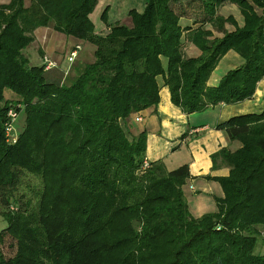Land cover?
<instances>
[{
  "label": "trees",
  "instance_id": "1",
  "mask_svg": "<svg viewBox=\"0 0 264 264\" xmlns=\"http://www.w3.org/2000/svg\"><path fill=\"white\" fill-rule=\"evenodd\" d=\"M177 1L190 3L144 0L127 10L129 24L107 22L105 7L98 30L96 0L0 3V242H15L10 257L0 247V264H264L255 251L264 233V108L214 125L239 146L211 154L228 173L213 177L223 192L216 210L198 217L182 191L188 166L147 161L146 133H133L141 111L155 112L161 85L188 115L251 98L264 76V0H193L205 14L195 27L182 26ZM225 3L237 6L240 26L215 15ZM38 27L92 45V60L30 64L22 51ZM185 41L195 55L183 52ZM229 50L242 62L208 85ZM31 178L29 190L40 187L34 204L14 193Z\"/></svg>",
  "mask_w": 264,
  "mask_h": 264
},
{
  "label": "crops",
  "instance_id": "2",
  "mask_svg": "<svg viewBox=\"0 0 264 264\" xmlns=\"http://www.w3.org/2000/svg\"><path fill=\"white\" fill-rule=\"evenodd\" d=\"M8 1L0 0V3ZM185 10V16L180 19L182 26L195 27L197 22L194 21V18L199 20L203 12L197 9L196 13L199 17L192 14L194 17L190 18L187 8ZM125 20L128 22L127 16ZM46 28L48 37L40 41L42 49L38 43L36 46H32L30 50L33 54L36 53V49H41L44 51L43 54L60 60L61 67H64L68 51L73 46L79 45L73 67L92 60V45L70 36H64L50 27ZM42 29L45 28L38 27L33 31L35 37L31 45L39 39ZM56 40L58 42L67 40L68 44L61 47ZM183 52L187 56H193L197 53L195 47L188 41L183 43ZM38 58L40 62L41 56ZM241 62L237 53L232 50L227 51L210 73L207 84L215 85L227 70L238 66ZM263 79L264 76L257 83L255 91L249 99L235 104L219 103L188 115L182 113L178 107L170 102L167 87L161 85L155 112L149 110L140 112L143 121L134 124L133 133L138 131H145L146 133L145 159L147 161L160 159L167 170L182 164L188 166L189 177L185 180L182 191L192 216L198 217L204 213L215 211L214 198L223 195L219 183L213 177L225 176L228 173V168L219 160L213 163L211 154L222 147L233 150L239 146L237 141L229 140L224 132L216 129L214 125L232 116L261 112L264 108ZM158 81L161 82V80Z\"/></svg>",
  "mask_w": 264,
  "mask_h": 264
},
{
  "label": "rangeland",
  "instance_id": "3",
  "mask_svg": "<svg viewBox=\"0 0 264 264\" xmlns=\"http://www.w3.org/2000/svg\"><path fill=\"white\" fill-rule=\"evenodd\" d=\"M29 0H25V4H28ZM188 1V0H187ZM184 3H180L179 1L175 2L173 7L177 10V8H183L185 9ZM193 3V0H190L189 4H186L188 6H186L187 8V13L190 15V18L197 16L199 17V15L196 13V8H191V5ZM144 4V0H96V5L94 8L93 13H91L90 18L92 20V22L94 23V27L96 30L100 29L102 26H104V23L102 20H100V14L102 12V10L107 7V12H106V20L107 22H113L116 19L121 20L120 22L125 23V24H129V22H126L125 17L127 16V10L131 9V8H135L137 10H140L142 8ZM198 3L197 1H195L194 6H197ZM201 10V9H200ZM194 16H193V15ZM215 15H219L221 17H227L228 15H232L235 19V21L237 22V24L240 26L242 24V17L239 13V10L237 8V6L235 4L232 3H225L222 4L221 6H218L216 11H215ZM205 14H203L202 17H204ZM225 28L226 29H231V25L228 23H225ZM45 29H42L41 34L39 36V39H37V41L31 45V43L34 40L35 35L33 34V40L32 42L27 45V47H25V49L22 51V53L24 54V56L28 57L29 63L30 64H38L39 62V56H43L44 51H42V46H41V40L45 39L46 37H48V31H46V27H44ZM55 40V39H54ZM56 42H58V40H56ZM38 43V46L41 47V49H36V53H32V51L30 49H32V46H36ZM68 44V41H59L58 45L61 47H64ZM79 50V49H78ZM77 50V53H78ZM69 53V51H68ZM67 53V55H68ZM77 53L75 55V57L73 58V60L76 58ZM44 55H48V54H44ZM66 55V56H67ZM49 56V55H48ZM51 57V56H49ZM52 59L56 60L57 63H60V60H57L53 57H51ZM72 60V61H73ZM72 61L70 63H72ZM82 61H84L82 59ZM83 63V62H82ZM73 76V73L69 71L68 73V78ZM4 94H11V92L9 91H4ZM22 120H23V116L22 114H19L18 118H17V125L13 126L14 131L16 133V131H18V129L22 126ZM32 180H28L27 182L23 181L21 182L17 188L15 189L14 193L17 196V194L19 193H23V199L26 200L28 198H30V202L31 204H34L36 201V197L32 194V192L34 194L37 195V197L39 196L40 193V187H31V190H29V186H31L32 184L37 183L36 179L31 178ZM27 184V185H26ZM11 205V204H10ZM5 206L2 205L1 201H0V229L2 227L5 226L4 221L2 220L1 217V212L4 210ZM10 207L8 206L7 209H9ZM0 247H1V252L3 254V256L5 258L10 257L13 255L14 251H15V242L14 240H12L9 236L4 235L2 241L0 242ZM255 251L258 253H264V233L263 231H261L260 236L257 238V244H256V248Z\"/></svg>",
  "mask_w": 264,
  "mask_h": 264
},
{
  "label": "built area",
  "instance_id": "4",
  "mask_svg": "<svg viewBox=\"0 0 264 264\" xmlns=\"http://www.w3.org/2000/svg\"><path fill=\"white\" fill-rule=\"evenodd\" d=\"M79 49V46H75L73 49H71L68 53V55L66 56V61L70 64V62L73 60V58L75 57L76 53H77V50ZM41 62L44 66L45 69H50V68H53V67H56L58 65L57 61L52 59L51 57H49L48 55H43L41 57ZM9 116L11 117V120H15V114L14 113H11L9 112ZM140 119V118H138ZM10 131L12 130L13 132L11 133V136L14 137L15 135V131H14V128L12 129V127L9 128ZM8 129V130H9Z\"/></svg>",
  "mask_w": 264,
  "mask_h": 264
},
{
  "label": "bare ground",
  "instance_id": "5",
  "mask_svg": "<svg viewBox=\"0 0 264 264\" xmlns=\"http://www.w3.org/2000/svg\"><path fill=\"white\" fill-rule=\"evenodd\" d=\"M264 80V79H263ZM258 94V93H257Z\"/></svg>",
  "mask_w": 264,
  "mask_h": 264
}]
</instances>
